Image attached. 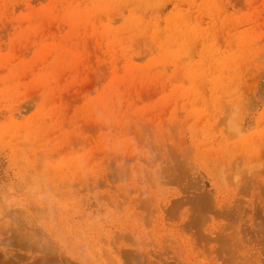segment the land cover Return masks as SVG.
<instances>
[{
    "label": "rangeland",
    "instance_id": "obj_1",
    "mask_svg": "<svg viewBox=\"0 0 264 264\" xmlns=\"http://www.w3.org/2000/svg\"><path fill=\"white\" fill-rule=\"evenodd\" d=\"M43 259L264 264V0H0V264Z\"/></svg>",
    "mask_w": 264,
    "mask_h": 264
},
{
    "label": "bare ground",
    "instance_id": "obj_2",
    "mask_svg": "<svg viewBox=\"0 0 264 264\" xmlns=\"http://www.w3.org/2000/svg\"><path fill=\"white\" fill-rule=\"evenodd\" d=\"M180 32L182 33V31H180ZM202 209H203V208H202ZM202 212H203V211H202ZM129 241H130V240H129ZM149 241H150V240H149ZM114 242H116V241H114ZM48 243H49V242H48ZM49 244H50V243H49ZM49 244H48V245H49ZM117 244H118V243H117ZM117 244H115V245H117ZM134 244H135V243H134ZM147 244H148V243H147ZM134 246H135V245H134ZM154 246L156 247V245H154ZM120 252H122V251H120ZM122 253H124V252H122ZM126 253H128V252H125V254H126ZM135 253H136V252H135ZM125 254H123V255L126 257L127 254H126V255H125ZM130 254H131L130 257H132V254H133V253H128L127 257H128ZM118 255H119V254H118ZM134 255H135V254H134ZM48 257H49V256H48ZM48 257H47V259H48ZM130 257H128V258H130ZM137 257H138V256H137ZM128 258H127V259H128ZM138 258H139V257H138ZM45 259H46V258H45ZM45 259H43V261H45V262L51 264V263H50V262H52L51 260H50V262H48L49 260L46 261ZM49 259H51V257H50ZM129 260H131V259H129ZM45 262H44V264H45ZM0 263H1V262H0ZM2 264H4V262H2ZM5 264H7V263L5 262Z\"/></svg>",
    "mask_w": 264,
    "mask_h": 264
}]
</instances>
